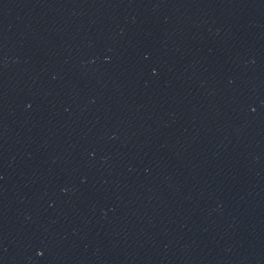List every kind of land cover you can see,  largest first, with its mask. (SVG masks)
I'll list each match as a JSON object with an SVG mask.
<instances>
[{"label":"water","instance_id":"95a60500","mask_svg":"<svg viewBox=\"0 0 264 264\" xmlns=\"http://www.w3.org/2000/svg\"><path fill=\"white\" fill-rule=\"evenodd\" d=\"M0 264H264V0H0Z\"/></svg>","mask_w":264,"mask_h":264}]
</instances>
